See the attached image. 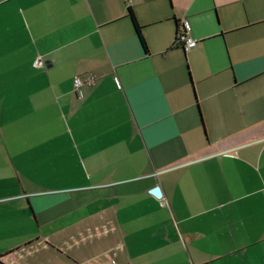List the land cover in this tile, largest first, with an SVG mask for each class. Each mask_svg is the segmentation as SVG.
I'll return each mask as SVG.
<instances>
[{
  "label": "crops",
  "instance_id": "1",
  "mask_svg": "<svg viewBox=\"0 0 264 264\" xmlns=\"http://www.w3.org/2000/svg\"><path fill=\"white\" fill-rule=\"evenodd\" d=\"M0 264H264V0H0Z\"/></svg>",
  "mask_w": 264,
  "mask_h": 264
},
{
  "label": "built area",
  "instance_id": "2",
  "mask_svg": "<svg viewBox=\"0 0 264 264\" xmlns=\"http://www.w3.org/2000/svg\"><path fill=\"white\" fill-rule=\"evenodd\" d=\"M191 28L189 23L185 20L181 24V29L178 32V44L183 48L184 51H188L196 46L197 40L191 36ZM34 67L42 66L40 60H36L33 63ZM94 82V77H87L82 79L80 76H74L73 86L78 98L82 97V88L85 85H92Z\"/></svg>",
  "mask_w": 264,
  "mask_h": 264
},
{
  "label": "trees",
  "instance_id": "3",
  "mask_svg": "<svg viewBox=\"0 0 264 264\" xmlns=\"http://www.w3.org/2000/svg\"><path fill=\"white\" fill-rule=\"evenodd\" d=\"M126 16L130 19L131 23H132V26L136 32V35L138 37V40L140 42V45L142 47V49L144 51H147V46H146V42H145V39H144V36H143V33H142V28L141 26L138 24L137 20H136V17L134 15V11L133 9L131 8L130 5L127 6V13H126ZM178 44V33H177V36L175 38V41H174V45H177Z\"/></svg>",
  "mask_w": 264,
  "mask_h": 264
},
{
  "label": "water",
  "instance_id": "4",
  "mask_svg": "<svg viewBox=\"0 0 264 264\" xmlns=\"http://www.w3.org/2000/svg\"><path fill=\"white\" fill-rule=\"evenodd\" d=\"M149 193L152 194V195H153L154 197H156V198H161V196H162L161 188H160V186H158V185L152 187V188L149 190Z\"/></svg>",
  "mask_w": 264,
  "mask_h": 264
}]
</instances>
